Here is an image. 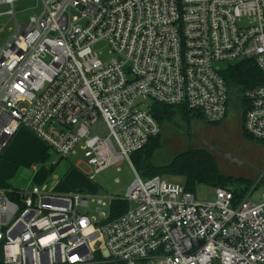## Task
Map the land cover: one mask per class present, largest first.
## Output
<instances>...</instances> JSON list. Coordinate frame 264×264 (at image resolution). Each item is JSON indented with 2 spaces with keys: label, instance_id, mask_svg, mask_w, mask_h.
I'll list each match as a JSON object with an SVG mask.
<instances>
[{
  "label": "built area",
  "instance_id": "obj_1",
  "mask_svg": "<svg viewBox=\"0 0 264 264\" xmlns=\"http://www.w3.org/2000/svg\"><path fill=\"white\" fill-rule=\"evenodd\" d=\"M14 1L0 0L14 21L0 45V153L24 127L57 158L78 147L94 173L132 166L161 131L145 100L217 122L229 98L215 62L252 60L264 73V0H40V15L21 22ZM245 98L244 129L264 139V81ZM99 119L104 136L90 132ZM136 175L124 197L0 186V264H264V192L256 202L253 190L214 187L203 201ZM114 200L127 208L109 219Z\"/></svg>",
  "mask_w": 264,
  "mask_h": 264
},
{
  "label": "rangeland",
  "instance_id": "obj_2",
  "mask_svg": "<svg viewBox=\"0 0 264 264\" xmlns=\"http://www.w3.org/2000/svg\"><path fill=\"white\" fill-rule=\"evenodd\" d=\"M11 5L0 2V26L4 28L0 35V45L11 35L14 29V21L10 10ZM40 0H15L13 10L18 22L29 20L30 16L38 17L42 11ZM93 48L99 52L102 59L108 56V45L105 41H99ZM228 62L217 61L215 65L224 68ZM232 98V97H231ZM230 98L228 113L226 117L215 124H208L201 121H193L189 125V130L197 137L211 145L212 152L217 161L222 174L231 180L225 186L232 189H240L243 183L237 179L245 178L253 182L250 190L253 189L252 201L259 202L260 194L264 192V142H256L244 138L242 130V113L235 108V99ZM140 100V99H137ZM150 105V100H145ZM179 125L166 123L161 129V147L154 155V161L158 165L166 164L169 159L178 152L189 147H198L200 144L192 137H187L184 129L186 126L178 122ZM27 129V128H26ZM28 130V129H27ZM29 131V130H28ZM37 140L31 141L36 144V155L34 157L22 156L17 161L9 165L6 181L7 185L17 189L21 186H38L47 190L54 188L57 192H82L94 197H124L127 188L136 178V172L126 161L118 164H111L102 170L94 173L83 157V152L76 147L75 153H71L67 158H57L55 152L47 148L45 143L29 131ZM90 132L104 136L107 128L103 121L99 119L90 126ZM31 146V145H30ZM44 151H46L44 153ZM54 160H56L54 162ZM93 174L90 179L89 175ZM141 178H143L141 176ZM166 179L174 182H182L180 178ZM248 190V191H250ZM214 187L205 184H196L194 193L199 200H211L214 196ZM99 204L95 199H89L88 210L99 218ZM105 215L108 214L107 207L102 208Z\"/></svg>",
  "mask_w": 264,
  "mask_h": 264
},
{
  "label": "trees",
  "instance_id": "obj_3",
  "mask_svg": "<svg viewBox=\"0 0 264 264\" xmlns=\"http://www.w3.org/2000/svg\"><path fill=\"white\" fill-rule=\"evenodd\" d=\"M220 74L226 84L229 98L225 117L228 113L230 98L232 97L235 99V108L243 115L242 132L244 138L255 140L256 142H264V139H256L250 136L244 129V118L248 108L245 92L264 81V73H262L252 60L246 59L234 63H228L220 71ZM150 108L153 116L159 122L161 129L166 123L177 126L179 125L178 122H181L186 126V129H188L193 121H201L208 124L219 122H208L203 119L199 111L188 109L184 105H168L152 101L150 103ZM161 144L162 140L160 131L157 136L150 138L143 147L130 155L133 169L140 177L148 178L158 175L164 178H180L182 180L180 183L183 184L187 190L193 192L196 184L200 183L212 187L229 188L226 187L225 184L231 179L222 174L217 161L207 147L199 145L194 148L189 147L188 145L185 149L173 155L166 164L158 165L154 161V155L161 147ZM45 152L46 151H44V153ZM262 177H264V175H262ZM237 180L239 183H243V186L240 189H232L236 198L244 196L253 184L252 181L245 178ZM0 186L6 185L0 183ZM126 208V202L121 200L112 201L110 204L109 219L119 215L121 212L125 211ZM107 264L124 263L109 262Z\"/></svg>",
  "mask_w": 264,
  "mask_h": 264
},
{
  "label": "crops",
  "instance_id": "obj_4",
  "mask_svg": "<svg viewBox=\"0 0 264 264\" xmlns=\"http://www.w3.org/2000/svg\"><path fill=\"white\" fill-rule=\"evenodd\" d=\"M31 141L37 143V140L33 137V135L24 127H19L9 139L8 143L0 153V183L9 186L6 183V181H8L7 179H9L7 170L13 161H17L22 156H28L31 158L36 155V144H31Z\"/></svg>",
  "mask_w": 264,
  "mask_h": 264
},
{
  "label": "water",
  "instance_id": "obj_5",
  "mask_svg": "<svg viewBox=\"0 0 264 264\" xmlns=\"http://www.w3.org/2000/svg\"><path fill=\"white\" fill-rule=\"evenodd\" d=\"M195 138H196V140L200 143V144H202L203 146H205V147H207L208 149H213V147L211 146V145H209V144H207L204 140H202L201 138H199V137H197V136H195V135H193Z\"/></svg>",
  "mask_w": 264,
  "mask_h": 264
},
{
  "label": "flooded vegetation",
  "instance_id": "obj_6",
  "mask_svg": "<svg viewBox=\"0 0 264 264\" xmlns=\"http://www.w3.org/2000/svg\"><path fill=\"white\" fill-rule=\"evenodd\" d=\"M184 131H185V134H186L187 137H190V138L192 137L195 141H197L196 138L193 136L194 135L192 133L193 131H190L189 129H184Z\"/></svg>",
  "mask_w": 264,
  "mask_h": 264
}]
</instances>
